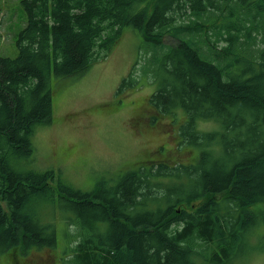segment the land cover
I'll use <instances>...</instances> for the list:
<instances>
[{
	"label": "trees",
	"instance_id": "trees-1",
	"mask_svg": "<svg viewBox=\"0 0 264 264\" xmlns=\"http://www.w3.org/2000/svg\"><path fill=\"white\" fill-rule=\"evenodd\" d=\"M22 7L18 54L0 53V256L58 249L61 223L59 264L243 263V235L257 224L252 207L264 203V0H22ZM125 27L142 34L149 55L117 94L135 90L141 74L159 80L150 120L183 109L180 145L195 149V159L125 168L91 190L54 168L29 167L36 128L53 121V76L81 78ZM200 121L219 129H199ZM194 200L202 202L180 207Z\"/></svg>",
	"mask_w": 264,
	"mask_h": 264
},
{
	"label": "rangeland",
	"instance_id": "rangeland-1",
	"mask_svg": "<svg viewBox=\"0 0 264 264\" xmlns=\"http://www.w3.org/2000/svg\"><path fill=\"white\" fill-rule=\"evenodd\" d=\"M25 24L22 0H0L2 55L17 56L16 39ZM143 41L139 31L125 27L111 53L94 63L81 78L53 76V121L36 128L29 167L54 168L75 187L91 190L99 179L112 177L125 168L136 169L139 164L175 156L182 161L195 159V149L180 145L178 130L186 118L183 109L176 118L157 115L158 120H150L156 112L150 98L159 80L148 83L151 76L141 74L142 82L135 90L129 88L132 91L117 94L137 61L136 76L140 74L149 55L140 50ZM199 129L217 130L219 124L200 121ZM200 202L194 200L180 207L189 210ZM252 208L257 212V224L250 225L244 233L238 256L247 258L243 263L236 259L233 264H264V203ZM58 225V249H34L26 254L11 250L0 256V264H59L60 248L64 249L65 244L61 223Z\"/></svg>",
	"mask_w": 264,
	"mask_h": 264
}]
</instances>
